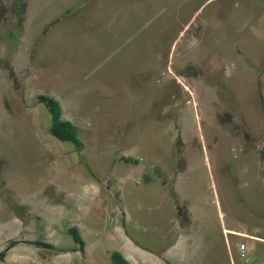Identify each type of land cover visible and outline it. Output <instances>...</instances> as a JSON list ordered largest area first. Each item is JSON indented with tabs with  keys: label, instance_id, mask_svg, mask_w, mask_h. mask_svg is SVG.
I'll return each mask as SVG.
<instances>
[{
	"label": "rangeland",
	"instance_id": "1",
	"mask_svg": "<svg viewBox=\"0 0 264 264\" xmlns=\"http://www.w3.org/2000/svg\"><path fill=\"white\" fill-rule=\"evenodd\" d=\"M260 92L263 0H0V264H264Z\"/></svg>",
	"mask_w": 264,
	"mask_h": 264
},
{
	"label": "trees",
	"instance_id": "2",
	"mask_svg": "<svg viewBox=\"0 0 264 264\" xmlns=\"http://www.w3.org/2000/svg\"><path fill=\"white\" fill-rule=\"evenodd\" d=\"M260 99L262 103L261 106L264 109V95L262 92H260ZM38 101L43 105H45V107L51 113L52 116V124L50 127L51 134L62 142H72L78 149L81 150L84 144L78 136L77 127L72 121L64 118V114H63L64 111L61 102L54 97H50L46 95H39ZM124 161L131 163L129 158L124 159ZM144 180L147 183H150L152 181L151 177L147 175L144 176ZM67 232L73 238L75 244L79 246L81 250H84L86 242L81 232L79 231V228L77 226H68ZM16 243L17 242L12 241L9 247L5 251L0 252L1 261H4L7 255V250L14 247ZM33 244L49 249L55 248L53 244L48 242L37 241V242H33ZM111 259L113 264H129L127 259H125L119 252H113L111 254Z\"/></svg>",
	"mask_w": 264,
	"mask_h": 264
},
{
	"label": "built area",
	"instance_id": "3",
	"mask_svg": "<svg viewBox=\"0 0 264 264\" xmlns=\"http://www.w3.org/2000/svg\"><path fill=\"white\" fill-rule=\"evenodd\" d=\"M244 238L246 239V242H243L241 244V247H240V252H241V256L242 258L246 259L247 258V254L248 253H251L252 251H254V247L255 246H252L248 240H258L256 237H252L251 235H244Z\"/></svg>",
	"mask_w": 264,
	"mask_h": 264
},
{
	"label": "crops",
	"instance_id": "4",
	"mask_svg": "<svg viewBox=\"0 0 264 264\" xmlns=\"http://www.w3.org/2000/svg\"><path fill=\"white\" fill-rule=\"evenodd\" d=\"M136 163H138V161L136 162ZM164 175V174H163ZM163 178H165L164 176H163ZM158 179H160V178H158ZM166 180V179H165ZM152 181H153V179H152ZM151 183V182H150ZM162 184V183H161ZM163 186V185H162ZM164 187V186H163ZM118 229H121V226H119L118 227ZM126 259V258H125ZM129 262V261H128ZM129 264H130V262H129Z\"/></svg>",
	"mask_w": 264,
	"mask_h": 264
}]
</instances>
